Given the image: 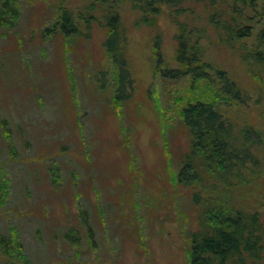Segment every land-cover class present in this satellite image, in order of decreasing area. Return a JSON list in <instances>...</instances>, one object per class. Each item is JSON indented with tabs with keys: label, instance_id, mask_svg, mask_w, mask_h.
I'll return each instance as SVG.
<instances>
[{
	"label": "rangeland",
	"instance_id": "1",
	"mask_svg": "<svg viewBox=\"0 0 264 264\" xmlns=\"http://www.w3.org/2000/svg\"><path fill=\"white\" fill-rule=\"evenodd\" d=\"M59 1L76 17L93 0H0V264H187L196 207L175 174L189 136L177 84L154 77L158 64L178 65L175 10L146 23L129 0L116 5L133 82L115 100L108 5L96 3L90 27L77 21L65 37L52 31ZM184 7L178 21L202 29L193 38L203 60L248 95L226 114L264 129V68L252 71L242 53L254 37L230 44L208 3ZM262 26L264 12L253 33Z\"/></svg>",
	"mask_w": 264,
	"mask_h": 264
},
{
	"label": "trees",
	"instance_id": "2",
	"mask_svg": "<svg viewBox=\"0 0 264 264\" xmlns=\"http://www.w3.org/2000/svg\"><path fill=\"white\" fill-rule=\"evenodd\" d=\"M187 1L208 3L213 9L210 21L219 22L223 38L230 44L253 36L252 46L242 45V53L243 58L252 60L250 69L259 72L264 68V26L254 33L253 29L254 18L264 12L260 11L264 10V0H129L131 7L139 11L141 21H154L166 7L175 10L179 24L174 57L178 65L163 68L158 64L154 77L177 84V107L189 136L187 151L175 174L176 183L193 188L191 200L196 207L197 227L189 233L187 264H261L264 259V129L247 121L236 122L226 114L225 106L245 102L248 95L225 70L203 60L198 39L193 38L195 29L197 32L202 29L178 21ZM9 2L4 0L6 6ZM120 2L93 0L75 17L59 1L52 28V31L58 29L62 36H74L78 34L80 21L88 29L96 19L92 12L96 3L108 5L102 13L107 29L103 47L116 70L115 100L128 99L133 82L116 6ZM248 8L250 11H246ZM155 45L158 47L159 43ZM107 72L103 70L101 74L104 76ZM103 79L98 78L105 85ZM84 224L92 240L94 232L87 215H84ZM0 239L3 244V237Z\"/></svg>",
	"mask_w": 264,
	"mask_h": 264
}]
</instances>
